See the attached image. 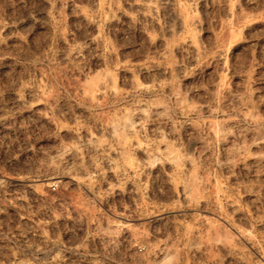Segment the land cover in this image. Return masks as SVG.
Here are the masks:
<instances>
[{
	"label": "rangeland",
	"instance_id": "obj_1",
	"mask_svg": "<svg viewBox=\"0 0 264 264\" xmlns=\"http://www.w3.org/2000/svg\"><path fill=\"white\" fill-rule=\"evenodd\" d=\"M0 264H264V0H0Z\"/></svg>",
	"mask_w": 264,
	"mask_h": 264
}]
</instances>
